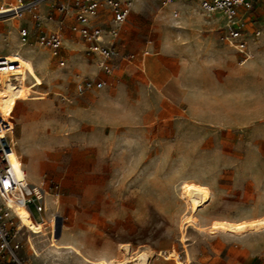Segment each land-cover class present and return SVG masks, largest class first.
<instances>
[{"label": "rangeland", "instance_id": "374dc122", "mask_svg": "<svg viewBox=\"0 0 264 264\" xmlns=\"http://www.w3.org/2000/svg\"><path fill=\"white\" fill-rule=\"evenodd\" d=\"M174 2L181 4L172 3L168 13L163 0H143L140 8L133 7L122 40L125 53L135 57L129 66L116 58L111 73L99 68L95 54L75 44L72 17L62 27V66L34 35L27 44L21 41L13 13L0 14H13L0 18V56L24 66L15 73L18 80L5 75L0 110H14L15 150L29 182L48 191L47 217L56 218L54 233L45 227L42 234H33L24 226L17 234L23 264H175L176 259L264 264V229L236 235L209 228L216 219L264 217V120H221L235 103L240 116L254 108L263 113V73L257 78L252 71L240 73L237 95L232 96L229 70L254 63L262 71L264 53L249 48L251 57L242 62L223 41L228 29L224 13L205 11L201 0ZM239 16L248 42L262 36L264 26L246 24L243 10ZM164 40L178 42L177 51L166 54ZM147 47L160 55L148 56L143 72L135 63ZM163 55L164 63L153 64ZM186 70L190 78L185 87ZM96 75L108 88L161 81L159 119L141 116L143 101L136 98L135 113L110 115L100 126L91 106L99 91L75 92L77 76ZM194 102L201 104L200 120L190 112ZM108 121L122 123L115 128ZM188 182L207 186L211 197L193 213L194 222L182 228L183 217L191 212L183 193ZM171 252L176 256L166 258ZM0 264L12 263L0 255Z\"/></svg>", "mask_w": 264, "mask_h": 264}, {"label": "built area", "instance_id": "2783aa9c", "mask_svg": "<svg viewBox=\"0 0 264 264\" xmlns=\"http://www.w3.org/2000/svg\"><path fill=\"white\" fill-rule=\"evenodd\" d=\"M172 1L164 0L163 4ZM52 5L59 11L60 18L54 19L51 11H40L36 2L24 0H2L0 9H8L16 18H23L26 11L34 10L31 25L19 29L21 41L27 44L31 35H34L38 44L48 48L52 55L58 57L62 66L65 65V59L60 53L64 39L62 27L67 23L66 19L69 16L73 17L70 30L75 36V42L84 45L87 51L98 57V66L102 71L111 73L114 70V60L118 57L129 63L133 61L135 56L125 53L121 37L133 11L134 0H61L53 2ZM201 6L207 12L219 11L225 14L228 29L223 35L224 43L242 56V62L249 59L251 52L242 28L245 22L242 21L243 16H239V12L243 10L246 18L245 14L251 9L252 0H201ZM174 15L177 16L178 13L174 12ZM256 35H259V31ZM148 53L149 51L145 50L142 56ZM23 69L21 62L0 56V84L6 74L14 76ZM104 85L105 82L98 77L77 76L75 92L82 95L93 89H102ZM13 111L8 115L0 111V255L12 264H23L19 255L22 245L17 234L24 225L17 207L25 206L35 223L40 222L46 228L50 227L53 233L56 218L50 219L46 215L45 193L48 191L32 185L26 179V170L22 167V162L16 166L13 161L15 151L13 134L16 126ZM51 188L56 190V186ZM32 205L40 213V220L36 218Z\"/></svg>", "mask_w": 264, "mask_h": 264}, {"label": "crops", "instance_id": "0c3cea01", "mask_svg": "<svg viewBox=\"0 0 264 264\" xmlns=\"http://www.w3.org/2000/svg\"><path fill=\"white\" fill-rule=\"evenodd\" d=\"M6 1H11V0H6ZM24 1L25 2H36L37 9H39L40 11H45V12L51 11L53 13L54 19H58L61 17V15L59 14V11L56 8H54V6L52 5L53 2H55V1L61 2V0H24ZM142 1L143 0H134L133 7L136 6V7L140 8L142 5ZM1 3H2V0H0V4ZM172 3H173V5L174 4L180 5L181 4L180 2H174V0H173L172 2H170L166 5L162 4L163 5L162 9L166 13H168L169 12L168 7ZM33 11L34 10L26 11L24 13L23 18H18L19 21L17 22V25L20 26V28L24 27V26H30L31 25V16H32ZM174 12L178 13V10L173 9V15H174ZM245 16H246L247 21H248V22H246V24H252L253 27H263L264 26V0H260V2L257 4V7H256L254 12H252L250 14L247 12L245 14ZM69 17H72V16H69ZM69 17H67V19H66L67 21H68ZM0 39L2 40V43H3V34L2 33H0ZM73 40L75 42V38ZM121 40H122V37H121ZM75 44H77V43L75 42ZM77 45H81V44H77ZM122 45H123V40H122ZM163 45H164L163 47L165 48L164 50L166 51V54H170L169 51H171L172 49L177 51V48L179 47L178 42L170 44L167 42V40H164ZM248 45H249L250 50L254 54L255 53H257V54L264 53V33L259 38L255 37V38L251 39L248 42ZM12 48H13V45L10 47V49H12ZM123 48H124V45H123ZM192 48L193 47L190 45L188 50H190V49L192 50ZM145 50H148V47ZM150 55H156L157 56V55H160V52L157 51V52L152 53L151 51H149V53L147 55L142 56L141 60L135 63V65L137 67H139L143 72L146 71L147 57ZM166 59H167V56H165V55H163L161 57H157V58L153 59V64L161 65L162 63H164L166 61ZM130 64H131V62L128 63V66ZM196 70L198 71L197 68H196ZM249 71H252L254 74H256L254 76L255 78H257V75H259L260 72H262L264 75V69L262 71H260L254 65V63L247 65L246 68H243V69H241L238 66L230 67L229 78L231 79L232 86H235L232 89V96L237 95L236 93L238 92L240 73L249 72ZM95 77H98V76L96 75ZM189 78H190V76L188 75V70H186L183 73V82H184L183 85L185 87H186L187 80H189ZM99 79H101V78H99ZM175 83H178V81H176ZM161 84H162V82L159 80H157L154 84L152 82H149V84H146L144 81H140L137 83L124 82V83H120L115 88H111V87L108 88L107 84L105 83V85L102 89H93L92 90V91H99L98 98L92 102V105H91L92 106V112H93L97 122L99 123V125L103 126L107 123V120H108L110 115L123 113V112H125L126 114L135 113L136 110L134 107V102H135V99L138 98V99H141V101H143V103L141 104L142 107L138 111L139 113H141V116L151 114L153 116L156 115V119H159L160 94H159L158 90H159L160 86L162 87ZM174 86H175V84H174ZM150 87L152 89L151 91L149 89ZM196 96L199 98L201 96H203V91L202 90L198 91L196 93ZM150 99H151V101H150ZM149 101L151 102V105H149ZM143 104H144V106H143ZM235 105H236L235 107H234V104L231 106V111H227L223 114V117H221L222 121L230 122V121H238L240 119L264 120V111H263V113H261L259 111L257 112V110L255 111V108H254V110L252 112L244 114L247 116H240L238 104L235 103ZM189 108H190V112L192 114L197 115L196 119L200 120L203 118L201 116L202 115L200 112L201 111L200 110L201 104L199 102L190 103ZM234 108L236 110H234ZM209 118L214 119V117H209ZM153 119L154 118H152V120ZM188 119L191 120L192 118L190 117ZM158 121L159 120H157V122ZM118 123H122V122L121 121L120 122L115 121L113 123L109 122V124L113 125L115 128H117L119 126ZM125 125H128V127H131V128L134 127V126H132V124L130 122H125ZM223 125H225V124H223ZM140 129H142V128H140ZM102 147H103V142L100 139L98 141V144H97V153L98 154H100V152L102 151V149H103ZM32 182H36V181H32Z\"/></svg>", "mask_w": 264, "mask_h": 264}, {"label": "bare ground", "instance_id": "6f19581e", "mask_svg": "<svg viewBox=\"0 0 264 264\" xmlns=\"http://www.w3.org/2000/svg\"><path fill=\"white\" fill-rule=\"evenodd\" d=\"M3 12H8V9H3V10L0 9V13L3 14ZM9 16H13V14H8L4 16L0 15V18H5ZM8 80H18L17 74L9 77ZM9 114H12V111ZM12 157H13V161L15 162L16 166H18L20 162V157L17 154L16 150L14 151V154ZM22 167H23V163H22ZM26 179L29 181L27 172H26ZM31 184L36 186L32 182ZM183 193H184L186 202L190 206L191 212L183 217V220H182L183 227L182 228H184L185 225L188 226L192 224L191 221H193L192 220L193 213L197 212L199 207L205 202L209 201L211 197L210 190L207 186L194 183V182L186 183ZM17 212L21 217L23 225L26 226L33 234H38V235L42 234L43 228H45V225L40 222L35 223L31 217L29 210H27L25 206L23 205L18 206ZM209 228L210 230L214 232L221 231L224 233H230V234H236V235H244L249 232H260L262 229H264V217L255 218V219L254 218L253 219H243L239 221L216 219L213 221V223L210 225ZM173 256H176V255L174 252H171L170 254L166 255V258H172ZM138 264H140V262ZM175 264H190V262L189 261L184 262L180 259H176Z\"/></svg>", "mask_w": 264, "mask_h": 264}, {"label": "trees", "instance_id": "16d2710c", "mask_svg": "<svg viewBox=\"0 0 264 264\" xmlns=\"http://www.w3.org/2000/svg\"><path fill=\"white\" fill-rule=\"evenodd\" d=\"M260 2V0H252V6H251V9L248 11V13H252L255 11L256 7H257V4ZM247 20V18H246Z\"/></svg>", "mask_w": 264, "mask_h": 264}]
</instances>
